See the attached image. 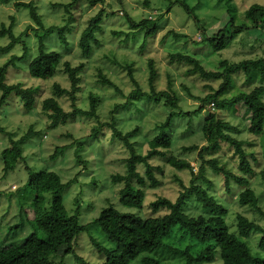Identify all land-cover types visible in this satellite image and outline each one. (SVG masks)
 Here are the masks:
<instances>
[{
    "label": "clouds",
    "instance_id": "clouds-1",
    "mask_svg": "<svg viewBox=\"0 0 264 264\" xmlns=\"http://www.w3.org/2000/svg\"><path fill=\"white\" fill-rule=\"evenodd\" d=\"M0 264H264V0H0Z\"/></svg>",
    "mask_w": 264,
    "mask_h": 264
}]
</instances>
